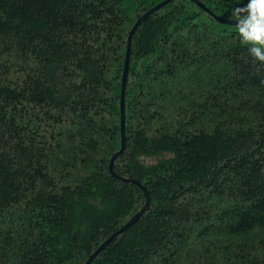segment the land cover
Here are the masks:
<instances>
[{"label": "trees", "instance_id": "trees-1", "mask_svg": "<svg viewBox=\"0 0 264 264\" xmlns=\"http://www.w3.org/2000/svg\"><path fill=\"white\" fill-rule=\"evenodd\" d=\"M163 1L0 0V264H85L145 204L133 180L149 205L91 264H264L249 0H171L128 45Z\"/></svg>", "mask_w": 264, "mask_h": 264}, {"label": "clouds", "instance_id": "clouds-1", "mask_svg": "<svg viewBox=\"0 0 264 264\" xmlns=\"http://www.w3.org/2000/svg\"><path fill=\"white\" fill-rule=\"evenodd\" d=\"M241 43L250 45L252 59L264 65V0H249L244 8L231 12Z\"/></svg>", "mask_w": 264, "mask_h": 264}, {"label": "water", "instance_id": "water-1", "mask_svg": "<svg viewBox=\"0 0 264 264\" xmlns=\"http://www.w3.org/2000/svg\"><path fill=\"white\" fill-rule=\"evenodd\" d=\"M171 0H165L159 4H157L156 6H154L153 8H151L150 10H148L146 13H144L133 25V27L130 30L129 36H128V45L131 42L132 36L134 35V33L136 32L137 28L139 27V25L141 24L142 21H144L150 14H152L154 11L158 10L159 8L163 7L166 3H168ZM219 21L223 22V23H231L234 24L235 22H232L230 20H222V19H218ZM129 47L127 48V52H126V62H125V66H124V70H123V76H122V86H121V94H120V134H121V147H120V152L123 150L124 148V134H125V130H124V92H125V83H126V78H127V71H128V58H129ZM117 155L114 154L110 161H109V165H108V169L109 172L114 176L117 177L116 174L113 173V162H114V158ZM133 183L137 184L142 190L143 193L145 194L146 197V201L145 204L121 227L119 228L117 231H115L112 235H110L104 242H102L98 248L89 256V258L87 259V261L85 262V264H91L92 261L95 259V257H97L99 255V253H101V251H103V249L110 244V242L112 240H114L122 231L126 230L130 225L134 224L141 216L142 212L148 207L149 205V196L148 193L146 191V189L140 185L137 181H132Z\"/></svg>", "mask_w": 264, "mask_h": 264}, {"label": "rangeland", "instance_id": "rangeland-1", "mask_svg": "<svg viewBox=\"0 0 264 264\" xmlns=\"http://www.w3.org/2000/svg\"><path fill=\"white\" fill-rule=\"evenodd\" d=\"M145 162L152 164V163H155V159H146ZM256 245H257V243H256Z\"/></svg>", "mask_w": 264, "mask_h": 264}]
</instances>
